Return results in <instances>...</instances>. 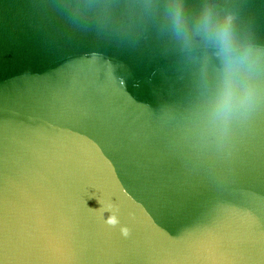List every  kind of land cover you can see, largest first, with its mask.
Returning <instances> with one entry per match:
<instances>
[{"label": "water", "instance_id": "1", "mask_svg": "<svg viewBox=\"0 0 264 264\" xmlns=\"http://www.w3.org/2000/svg\"><path fill=\"white\" fill-rule=\"evenodd\" d=\"M174 2L0 0V264H264V0Z\"/></svg>", "mask_w": 264, "mask_h": 264}, {"label": "clouds", "instance_id": "2", "mask_svg": "<svg viewBox=\"0 0 264 264\" xmlns=\"http://www.w3.org/2000/svg\"><path fill=\"white\" fill-rule=\"evenodd\" d=\"M170 15L173 28L178 39L185 44H190L194 36H202L205 39H214L223 56L226 68L231 74L234 68L246 69L249 73L253 70L257 51L251 44L241 41L234 30L235 14L226 11L222 16H214L210 5H205L200 10L196 22L190 21L183 0H175L170 5ZM109 225L119 223L116 212H112L106 219ZM123 235L129 234V229L122 226Z\"/></svg>", "mask_w": 264, "mask_h": 264}]
</instances>
